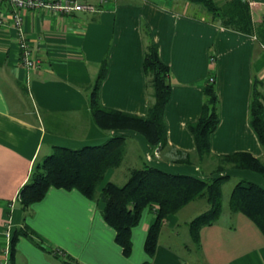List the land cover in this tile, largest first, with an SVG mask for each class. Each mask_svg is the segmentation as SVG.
I'll list each match as a JSON object with an SVG mask.
<instances>
[{"label":"crops","instance_id":"0c3cea01","mask_svg":"<svg viewBox=\"0 0 264 264\" xmlns=\"http://www.w3.org/2000/svg\"><path fill=\"white\" fill-rule=\"evenodd\" d=\"M247 1L255 22L264 19V0ZM200 10L185 0H107L101 12L66 15L23 10L25 39L40 60L39 66L29 69L20 59L14 29H0V247L7 228L11 238L16 228L24 226L41 246L19 237L9 264H60L66 256L77 264H264L263 234L244 214L227 208L200 229L199 243L193 241L188 223L208 208L204 198L167 216L152 257L144 251L154 220L148 209L132 228V251L125 257L113 229L101 217L103 205L77 190L51 187L27 209L21 208L20 200L13 201L34 162L55 146L99 145L116 135L125 137L122 162L128 157V164L136 166L131 168L148 164L201 179L215 176L216 156L246 152L264 158L249 124L254 80L261 82L264 97V46L255 35L194 15ZM10 11V3L0 1V16L8 19ZM145 29L169 67L171 94L164 109L162 146L152 145L136 131L99 129L89 109L91 86L105 62L98 90L101 105L146 114L150 96L143 71ZM209 78L218 95L219 123L210 135V155L200 162L188 124L200 115L203 84ZM118 167L107 170L100 187L107 181H126L127 176L124 181L114 178ZM218 175L264 186L261 175L250 170L228 168Z\"/></svg>","mask_w":264,"mask_h":264},{"label":"trees","instance_id":"16d2710c","mask_svg":"<svg viewBox=\"0 0 264 264\" xmlns=\"http://www.w3.org/2000/svg\"><path fill=\"white\" fill-rule=\"evenodd\" d=\"M185 1L199 5L206 12V16L202 17L204 21L240 33L255 35L264 46V19L255 22L247 0ZM145 34L148 40L143 71L150 96L146 114L144 116L128 114L101 105L98 90L106 74L105 62L102 63L91 86L89 109L99 129L136 131L152 145L162 146L166 142L164 109L171 94L169 67L161 61L158 46L147 29ZM218 102L214 81L207 79L203 84L200 115L195 122L188 124L195 140V153L200 162L210 155V135L219 123ZM249 124L264 151V97L261 82L258 80H254L252 85ZM124 140L123 135H116L99 145L81 148L55 146L50 154L34 162L27 181L19 191L21 208L27 209L31 204L43 199L51 187L75 189L89 200L96 202L101 200L103 203L101 217L113 229L114 241L125 257H129L132 251V228L139 224L143 211L148 209L153 212L154 220L147 229L144 251L148 257H152L167 216L176 213L194 199L204 198L208 208L188 223L193 241L199 243L200 229L214 223L221 212L222 184L229 176L218 175L201 179L185 174L167 173L145 164L130 169L123 184L107 181L100 187L107 170L121 164ZM174 152L188 156L179 151ZM228 168L253 171L261 175L264 181V158H257L246 152L216 156L214 172L220 173ZM227 209L232 213L244 214L264 236V186L239 179L230 192ZM21 236L40 246L30 228L27 226L16 228L10 241V257ZM60 264L77 262L66 256L60 260ZM143 264H149V261Z\"/></svg>","mask_w":264,"mask_h":264},{"label":"built area","instance_id":"2783aa9c","mask_svg":"<svg viewBox=\"0 0 264 264\" xmlns=\"http://www.w3.org/2000/svg\"><path fill=\"white\" fill-rule=\"evenodd\" d=\"M2 1V0H0ZM10 3L11 11L7 18L0 16V29L5 26H10L14 29L17 39L19 55L23 66L26 69L37 67L40 64V60L35 56L34 52L29 48L25 39V31L23 26V10H35L44 9L52 12H58L61 14H70L73 12H87L97 13L103 10V6L107 0H6ZM213 62V57H211ZM213 81V78H209ZM20 200L19 194L13 201ZM11 202L12 207L14 202ZM5 244L0 247V264H9L10 261V248L11 238L10 231L7 230L4 233Z\"/></svg>","mask_w":264,"mask_h":264},{"label":"rangeland","instance_id":"374dc122","mask_svg":"<svg viewBox=\"0 0 264 264\" xmlns=\"http://www.w3.org/2000/svg\"><path fill=\"white\" fill-rule=\"evenodd\" d=\"M196 5V4H195ZM199 6V5H197ZM200 7V6H199ZM201 8V7H200ZM195 13V12H194ZM206 12L201 8V10L199 11L198 14H194L197 15L198 17L202 18L205 17ZM43 157H40L39 160H41ZM128 157L127 159L122 162L118 169L115 170V176L114 178L117 179L118 181H124V177L128 176L129 170L132 169L131 167H136L135 164H133V162H131V164H128ZM213 175L218 176L217 172H213ZM230 178V180H229ZM223 184H222V197H221V206L222 209L227 208V202H228V198L231 192V189L233 187V185H235V183L239 180V178H236L234 176H230ZM209 179V178H207ZM236 181V182H233ZM122 183V182H121ZM96 203V201H94ZM98 202L103 205L101 200H98ZM182 231H185L184 228H181Z\"/></svg>","mask_w":264,"mask_h":264}]
</instances>
